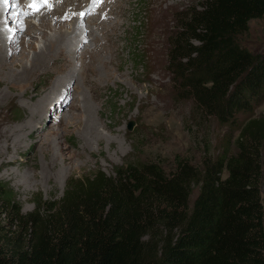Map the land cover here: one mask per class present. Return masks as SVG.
Wrapping results in <instances>:
<instances>
[{"label":"trees","instance_id":"obj_1","mask_svg":"<svg viewBox=\"0 0 264 264\" xmlns=\"http://www.w3.org/2000/svg\"><path fill=\"white\" fill-rule=\"evenodd\" d=\"M263 18L264 0H198L166 40L175 94L226 131L216 155L74 176L29 213L0 181V264H264V51L239 42Z\"/></svg>","mask_w":264,"mask_h":264},{"label":"rangeland","instance_id":"obj_2","mask_svg":"<svg viewBox=\"0 0 264 264\" xmlns=\"http://www.w3.org/2000/svg\"><path fill=\"white\" fill-rule=\"evenodd\" d=\"M28 1H37L41 10H37V17L23 11L27 26L38 27L53 10L59 15L47 17L51 28L59 25L58 22L70 26L78 15L82 28L87 25L103 30L95 35L101 42L97 46L101 57L111 60L101 65L103 69L101 66L98 69L112 74L109 79L101 76L100 71L91 74L89 86H95L97 80L105 77L97 89L87 95L88 102L81 104L83 107L86 103L89 110L96 105L92 123H88L91 114L80 111L74 113L82 114L81 118L67 119L73 112L72 106L78 104L75 103V82L60 84L61 77L39 73L27 84L22 83L24 89L21 83L16 84L20 94L12 95L8 87L2 88L9 97L2 102L0 99V181L13 190L23 213L33 211L39 196L48 201L60 199L74 176L97 171L113 175L115 168L136 161H155L169 170L177 157L196 164L205 152L213 155L219 152L225 129L193 117L192 102L175 94L172 76L166 67V40L175 31V14L198 0H111L109 4L95 0V3L100 1L96 6L93 0ZM4 2L9 16L14 10L18 11V3L31 7L24 0ZM107 5L108 10L98 14ZM86 9L88 12L83 13ZM92 21H96L97 27H91ZM19 26L16 20L6 25L5 33L10 38L6 39V44L12 43ZM64 31L70 32V28ZM80 34L85 40V34ZM26 38L30 40L34 36ZM239 42L253 53L263 52L264 18L251 21L248 32ZM4 77L0 73V81ZM45 94L50 95L37 123L21 132L33 119L32 108L41 105L40 98L43 100ZM262 115L264 103L255 112L257 118ZM130 122L131 131L127 129ZM93 127H98L101 138L89 137V129ZM10 133L24 137L19 146L13 140L7 142Z\"/></svg>","mask_w":264,"mask_h":264},{"label":"bare ground","instance_id":"obj_3","mask_svg":"<svg viewBox=\"0 0 264 264\" xmlns=\"http://www.w3.org/2000/svg\"><path fill=\"white\" fill-rule=\"evenodd\" d=\"M22 4L23 3H18V11L17 9L16 11L14 10V14L9 16V13H7L5 8L4 0H0V73L5 75L4 80L2 79V81H0L1 102L9 97L7 95L8 93H3L1 91L4 87H8L12 95H16L20 94V89L17 88L16 84L21 83L20 87H23L24 89L25 87L23 85L27 84L33 76L39 73L55 77L59 76L62 78L61 82H59L60 84H62V82L63 84L75 82L77 85V89L75 88L77 90L75 103L77 102L78 104H74L72 106L73 112L71 111L68 114L67 119L75 116H77V118H81V115L85 112L88 113V116L91 114L88 123H90L89 121L92 123V111L97 109L93 108V106L96 107V105L91 106L93 110H89V105V108H87L85 107L87 105L86 103L83 107L81 104L84 101H87V95L96 90L99 86L100 80H103L105 77H101L100 80H97L95 82V86H89L91 83V74L98 73V71H100V75H106L107 78H110L111 76H109V74H112L108 73L106 70H103L104 72L101 70L105 65L104 62H109L111 60L109 58H102L97 46L100 45L101 42L100 38H97L95 35L100 34L103 30L97 31L95 29H91L87 25H84L82 28L79 24L80 17L78 15L77 19L73 18L70 26L58 22L59 25L55 28H51V26H48L49 23L47 21V17L52 14L56 16L59 15V13L53 10H50L46 14L47 17H44L42 21H40L38 27L32 24L27 26L28 22L24 21L23 16L25 15L23 14V11L28 15L34 14L31 16L37 17L36 14H38V9H33L28 6L26 7L25 5L22 6ZM15 20L20 23V26L18 27L19 29H17L18 33L16 34V37L13 39L12 43L8 45L5 41L10 38L5 33V28L7 24ZM92 22L93 25L91 27H97L95 26L96 21ZM41 27L48 30L41 29L38 31L37 28ZM66 27L70 28V32L65 33L64 30ZM48 32H51L52 35H49ZM80 32L85 34V40L82 39L84 36L81 37ZM27 35L34 36V38H30L29 40V38H26ZM80 41L82 42L81 44ZM21 45L23 47H21ZM78 58H80L81 61H78ZM102 64L104 65L101 66ZM99 67L101 69H98ZM13 71L17 72L16 75L12 74ZM49 95L45 94L43 100L40 98L39 103H41V105L38 104L36 108H32L33 119L30 120L27 125L22 127L21 132H26L34 123H37L38 118H40L39 115H41V109L47 104ZM76 111H80L82 114H75L74 112ZM97 128L98 127H93L92 129H89V137H91V139L93 137L101 138L102 135L101 133H98L99 129ZM46 137L47 136H45V138ZM22 138L24 137L19 135V133H10L7 142L9 143V141L11 142L13 140L19 146V142L22 141Z\"/></svg>","mask_w":264,"mask_h":264},{"label":"water","instance_id":"obj_4","mask_svg":"<svg viewBox=\"0 0 264 264\" xmlns=\"http://www.w3.org/2000/svg\"><path fill=\"white\" fill-rule=\"evenodd\" d=\"M132 128H133V124H132V122H130V123L128 124V127H127V129H128L129 131H131V130H132Z\"/></svg>","mask_w":264,"mask_h":264},{"label":"snow or ice","instance_id":"obj_5","mask_svg":"<svg viewBox=\"0 0 264 264\" xmlns=\"http://www.w3.org/2000/svg\"><path fill=\"white\" fill-rule=\"evenodd\" d=\"M94 2H95V0H94Z\"/></svg>","mask_w":264,"mask_h":264}]
</instances>
